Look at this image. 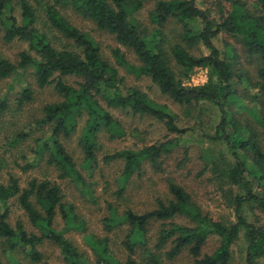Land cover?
<instances>
[{"label": "trees", "instance_id": "trees-1", "mask_svg": "<svg viewBox=\"0 0 264 264\" xmlns=\"http://www.w3.org/2000/svg\"><path fill=\"white\" fill-rule=\"evenodd\" d=\"M153 1L150 24L137 17V12L144 5L143 0H56L48 4L45 8L47 25L76 46V49H59L50 35L38 26L37 10L30 0H0V16L5 15L15 3H19L22 10L21 22L13 14L6 17L5 40H23L30 48V51L20 53L18 63L3 57L0 52V81L24 75L30 70L39 87L54 84L63 99L44 107V117L39 124L49 125L51 132L37 152L52 150L49 162L60 169V177L72 178L84 186L85 176L62 142L63 137H70L77 131L82 118H85V124L80 144L89 170L98 166L100 133L106 131L112 138L124 134L121 123L110 108L152 116L164 122L170 132L180 135L192 129L180 127L178 115L167 104L156 101L137 87L125 88V79L119 69L103 56L88 33L61 12L59 4L93 21L98 29L115 35L138 61L130 62L118 48L113 51L117 64L137 76L149 77L163 94L175 102L189 106L210 101L218 105L221 119L217 131L213 135L203 133V140L221 141L226 145L233 158L227 177L247 189L244 195L235 199L237 221L227 224L208 217L183 186L171 181L168 188L172 198L159 200L156 208L144 212L128 209L121 215L111 209V216L105 219L106 227L110 230L116 221L129 225L125 245L130 255L125 263H118L111 254L108 239L92 237L91 245L97 258L94 264H145L134 257L135 248L138 245L146 247L145 236L151 223L184 214L194 224L173 222L162 229L158 238L159 246L172 244L167 251L169 258L188 250L194 264H231L232 246L243 232L248 243L246 264H264L261 260L264 256V226L249 222L243 214V206L248 202H256L264 212V146L256 123L238 117L240 109H246L253 117L255 115L258 124L264 126V117L259 116L254 108L261 95L264 96V0H256V12H251L243 0H217L220 18L214 17L210 9L200 7L197 0ZM170 21L180 23L183 30L180 40L168 44L164 27ZM222 32L239 37L247 55L257 61L256 81L237 67L239 55L232 48L228 49L226 58L222 56L214 42ZM199 44L207 47L208 54L191 52V48ZM195 67L208 68L209 80L201 85L188 86L184 78L189 77ZM67 76L79 78L77 85L66 82L64 77ZM32 99L33 90L27 83L21 90L19 103ZM4 108L6 102L1 100L0 110ZM180 140L171 138L139 149L119 150L106 154L103 160L106 163L124 161L123 178L126 180L136 173L141 174L147 162L158 168L160 159L169 154ZM14 197H17L30 222L39 227L40 234L29 232L21 220L15 225L10 223L8 201ZM0 202L4 207L0 212V239H4L9 252L18 246L29 247L27 253L31 260L40 263L43 256L38 246L48 240L60 248L67 262L89 264L85 254L64 235L65 230L81 227H76L75 207L64 201L62 188L57 182L33 178L26 187H22L19 179L11 175L7 184H0ZM58 212L66 226L61 231L54 227ZM211 235H217L221 243L214 252L205 253L204 246ZM148 260L150 264L160 263L154 255ZM0 264H5L1 256Z\"/></svg>", "mask_w": 264, "mask_h": 264}, {"label": "rangeland", "instance_id": "rangeland-1", "mask_svg": "<svg viewBox=\"0 0 264 264\" xmlns=\"http://www.w3.org/2000/svg\"><path fill=\"white\" fill-rule=\"evenodd\" d=\"M37 10L38 26L42 32L49 34L54 45L59 48L76 49L72 42L62 37L46 22L45 8L56 0H30ZM251 12H256V0H243ZM200 7L208 8L214 17L220 18L217 0H197ZM143 7L137 12V17L145 24H150L149 13L154 9L153 0H143ZM61 12L75 25L88 33L98 44L103 56L119 69L124 77V87H137L147 92L156 101L167 104L178 115V125L191 128L185 134L170 132L167 125L148 115L133 114L127 110L110 108L111 113L121 123L123 136L112 138L106 131L100 133V150L98 166L94 170L88 169V162L80 137L83 132L85 118H82L79 127L70 137H63L62 142L68 153L75 160L78 169L84 174L86 185H81L72 178H61L60 169L49 162L50 149L37 152L41 143L50 135L49 125L41 126L39 120L44 117V107L48 103L59 102L63 97L56 91L54 84L39 87L28 70L24 75L18 74L0 81V101L6 102V108L0 110V184H7L9 177L14 175L19 179L20 185L26 187L33 178L50 179L57 182L63 191L64 201L73 204L77 215L76 227L65 230V236L85 254L89 264L96 262V254L91 245V238H107L111 254L121 263L129 257L125 242L129 235V225L118 224L109 230L105 219L111 216V209L119 215L128 209L144 212L156 208L159 200L167 201L172 198L169 192V182L174 181L183 186L192 196L193 201L200 207L202 213L208 217L231 224L237 221L236 202L237 196L244 195L247 189L234 184L227 177V169L233 163V158L226 145L221 141L203 140V133L213 135L220 123L221 113L218 105L210 101H201L192 105H182L175 102L168 95L163 94L160 88L147 76H137L116 62L114 49L120 48L132 63H138L135 54L126 46L119 43L115 35L98 29L96 24L74 12L69 7L58 5ZM229 8V4H226ZM13 14L21 22V6L15 3L8 12L0 16V52L3 57L18 63L22 51H30L26 41L14 39L5 40L6 17ZM202 26V25H201ZM183 27L176 21H170L164 27L167 43L180 40ZM220 48L222 56H228V49L232 48L238 53L237 67L242 72L249 73L256 81L258 79V63L247 55L240 38L230 33L222 32L214 40ZM195 55L208 54L209 50L203 44L191 48ZM210 71L208 68L195 67L189 77L184 78L188 86L207 83ZM72 85H77L79 78L64 77ZM29 83L33 90V99L29 102L19 103L22 88ZM244 85V84H243ZM241 86V91L244 86ZM246 102V100H245ZM251 105V104H250ZM258 115L264 117V96L261 95L259 103L254 106ZM243 121L251 120L256 123L261 144L264 146V126L258 124L256 117L249 111L241 108L238 115ZM254 119L257 121H254ZM180 138V143L173 150L160 159V166L155 168L151 163L143 165L141 174H134L124 180V161L115 160L106 163L103 158L124 149H139L166 139ZM31 165V166H29ZM123 187L121 191L120 188ZM256 190V186L254 187ZM10 208L9 221L15 225L21 220L29 232L40 234L38 226L33 225L24 209L20 206L17 197L8 201ZM4 210L0 202V212ZM243 214L249 222L264 226V212L256 202H248L243 206ZM192 225L194 222L187 215H179L170 220L154 221L149 226L145 236L146 247L136 246L134 257L150 264L153 255L159 264H194V259L188 250L174 258L167 256V251L172 244L158 245V238L164 227L171 223ZM54 227L57 230L65 229V221L60 212L57 213ZM221 241L217 235H211L204 246L205 253L214 252ZM247 240L242 232L232 246L231 264H246ZM146 249V250H145ZM29 247L18 246L9 252L4 239H0V256L5 264H71L64 259L60 248L50 241L38 246L43 260L40 263L31 260L27 251ZM264 261V256L261 258Z\"/></svg>", "mask_w": 264, "mask_h": 264}]
</instances>
